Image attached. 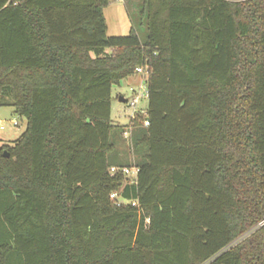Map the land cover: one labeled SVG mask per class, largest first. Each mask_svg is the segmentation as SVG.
I'll return each mask as SVG.
<instances>
[{
  "label": "trees",
  "instance_id": "1",
  "mask_svg": "<svg viewBox=\"0 0 264 264\" xmlns=\"http://www.w3.org/2000/svg\"><path fill=\"white\" fill-rule=\"evenodd\" d=\"M110 3L0 0V106L26 120L0 264H264V0H142L123 36ZM137 67L145 112L114 124Z\"/></svg>",
  "mask_w": 264,
  "mask_h": 264
},
{
  "label": "rangeland",
  "instance_id": "2",
  "mask_svg": "<svg viewBox=\"0 0 264 264\" xmlns=\"http://www.w3.org/2000/svg\"><path fill=\"white\" fill-rule=\"evenodd\" d=\"M142 0H128V4L125 5V10L127 13V20L129 27L128 29H117L115 27L114 19H111L109 12L106 11V20L108 26L107 35L109 36H123L127 35L129 32V28L131 27V20L129 16V12L136 13L140 6ZM115 14V12H114ZM126 21V20H125ZM121 30V31H120ZM120 32H123L122 34ZM140 37L143 39L145 36L144 26L141 25L138 29ZM145 77L144 73H135L123 80L120 81L119 85L113 86L112 88V102H111V119L114 124L119 125H128L130 123V119L137 111L144 113L147 107V97H146V88H145ZM135 91L139 95V101L135 106L129 105L128 101L131 100ZM122 96L125 98V101L122 102L119 100V97ZM13 121L18 122L17 125H13ZM26 120L24 118H19L14 114L12 107L10 106H0V143L1 140L6 142H11L18 138L20 134L25 130ZM125 140L123 142L122 148L125 149L129 160L133 161V155L128 150V137H129V128L126 129V133H124ZM128 174V177L131 175Z\"/></svg>",
  "mask_w": 264,
  "mask_h": 264
},
{
  "label": "crops",
  "instance_id": "3",
  "mask_svg": "<svg viewBox=\"0 0 264 264\" xmlns=\"http://www.w3.org/2000/svg\"><path fill=\"white\" fill-rule=\"evenodd\" d=\"M127 1L128 0H111V3L106 8H104V17H105V21H106V26H107V20H106V11H107V12H109L108 14H110L111 19H114L115 27L117 29H119V28L120 29L124 28L126 30L128 29L129 24H128V20H127V16H126L127 13L125 10V5H126ZM114 12H115V14H114ZM107 32H108V26H107ZM120 33L122 34L123 32H120Z\"/></svg>",
  "mask_w": 264,
  "mask_h": 264
},
{
  "label": "built area",
  "instance_id": "4",
  "mask_svg": "<svg viewBox=\"0 0 264 264\" xmlns=\"http://www.w3.org/2000/svg\"><path fill=\"white\" fill-rule=\"evenodd\" d=\"M136 73H144V74L146 75V74H147V69H146L145 67H137V68H136ZM132 92L135 93L134 90H132ZM145 92H146V90H145ZM145 94H146V93H145ZM126 100H127V102H129V105H131V106H135V105L137 104V102L139 101V95H138L137 93H135L134 96H132V98H131L130 101H128V99H126ZM17 124H18V122L13 121V125H17ZM143 124H144V125H147V124H148V121L145 119L144 122H143ZM117 170H118L117 167H111V168H110V172H111L112 174L115 173ZM122 172H123L125 175H127V176H128V174H130V175H131L130 178L133 179L134 177H136L137 172H138V169H137L136 167L123 168V169H122ZM130 175H129V176H130ZM111 197H115V194H111ZM132 204L134 205L135 202H132Z\"/></svg>",
  "mask_w": 264,
  "mask_h": 264
},
{
  "label": "water",
  "instance_id": "5",
  "mask_svg": "<svg viewBox=\"0 0 264 264\" xmlns=\"http://www.w3.org/2000/svg\"><path fill=\"white\" fill-rule=\"evenodd\" d=\"M119 100L122 101V102H124V101H125V98L122 97V96H120V97H119ZM3 155H4V156H8V154H7L6 151L3 152Z\"/></svg>",
  "mask_w": 264,
  "mask_h": 264
}]
</instances>
